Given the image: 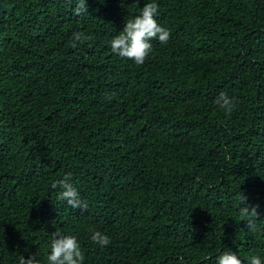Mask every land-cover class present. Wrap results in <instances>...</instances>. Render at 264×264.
<instances>
[{
	"label": "trees",
	"instance_id": "obj_1",
	"mask_svg": "<svg viewBox=\"0 0 264 264\" xmlns=\"http://www.w3.org/2000/svg\"><path fill=\"white\" fill-rule=\"evenodd\" d=\"M150 2L170 38L138 66L110 41ZM75 7L18 0L0 26V264H48L55 230L77 238L83 264H216L228 250L264 264V0ZM77 31L92 39L74 49ZM68 174L86 211L51 188Z\"/></svg>",
	"mask_w": 264,
	"mask_h": 264
},
{
	"label": "clouds",
	"instance_id": "obj_2",
	"mask_svg": "<svg viewBox=\"0 0 264 264\" xmlns=\"http://www.w3.org/2000/svg\"><path fill=\"white\" fill-rule=\"evenodd\" d=\"M69 2L71 3V0ZM73 11L76 16L87 13L86 0H76V7ZM157 13L158 5L150 2L140 9L138 15L125 19L123 30L110 41L111 51L121 58L133 61L138 66L143 65L153 50L151 41L158 40L159 43L166 44L170 38V32L157 22L155 18ZM91 39L92 37L85 32L77 31L72 35L70 46L75 49ZM214 103L228 115L235 108L234 100L224 92L216 97ZM70 180L71 175H65L62 179L52 183L51 188L59 189L58 200L65 201L73 209L86 211L87 202L80 198ZM236 199L239 217L247 221L245 226L248 231L256 232L258 206L249 204L248 197L244 193L238 195ZM90 231L93 243L101 247L109 245L110 238L107 235L92 229ZM51 236L50 254L46 257L48 264H83L84 254L75 236H65L60 230H55ZM18 264H40V261L35 255H30L27 259L21 255ZM216 264H244V261L228 250L217 257ZM248 264H262V261L259 256L251 255Z\"/></svg>",
	"mask_w": 264,
	"mask_h": 264
},
{
	"label": "flooded vegetation",
	"instance_id": "obj_3",
	"mask_svg": "<svg viewBox=\"0 0 264 264\" xmlns=\"http://www.w3.org/2000/svg\"><path fill=\"white\" fill-rule=\"evenodd\" d=\"M1 4L5 9H10V11L4 10L2 14H0V26L1 24L8 20L9 16H12L15 11V6L18 0H0Z\"/></svg>",
	"mask_w": 264,
	"mask_h": 264
},
{
	"label": "water",
	"instance_id": "obj_4",
	"mask_svg": "<svg viewBox=\"0 0 264 264\" xmlns=\"http://www.w3.org/2000/svg\"><path fill=\"white\" fill-rule=\"evenodd\" d=\"M4 10L10 11V9H5L3 7V5L1 4V1H0V14H2L4 12Z\"/></svg>",
	"mask_w": 264,
	"mask_h": 264
}]
</instances>
